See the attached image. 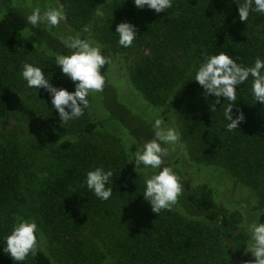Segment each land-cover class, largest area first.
Here are the masks:
<instances>
[{
	"label": "rangeland",
	"instance_id": "rangeland-1",
	"mask_svg": "<svg viewBox=\"0 0 264 264\" xmlns=\"http://www.w3.org/2000/svg\"><path fill=\"white\" fill-rule=\"evenodd\" d=\"M131 1L89 0L91 5L88 10L79 7L73 0H14V5L11 4L26 16L36 7L43 11L49 6L60 5H63L66 13L65 19L51 31L44 25L35 28L29 25L26 35L33 34L25 37V62L59 69L54 63V56L67 52L61 37L75 36L85 29L86 39L103 46V53L110 57L109 64L106 63L101 69L105 84H108V89H104L103 93L104 110L99 107L102 100L94 104L90 93L89 108L84 110V115L64 125L57 110L52 108L48 93L43 88H29L21 78V70L16 74L17 87L12 90L10 107L13 117L9 131L0 134V144L2 153L11 160V168L18 176V201L27 198L20 207L35 218L39 228H44L36 211L32 212L29 208L32 199L36 206L45 203L40 195V184L44 176L49 174L48 167L51 164L48 161L51 157L50 141L48 145L40 139L39 128V131L44 127L52 129L55 134L53 137L60 139L77 134L87 120L100 121V126L86 141L96 145L97 162L101 161V166L107 170L119 157L130 159L136 148L135 145L130 147V142L135 140L142 144L153 137L152 123L156 118H168L164 120L165 124L178 129L180 141L174 151L170 149L164 166L173 161L172 168L176 167L183 173H180V181L186 180L194 185L208 183L214 187L217 203L231 222L232 235H222V218L215 222L205 221L206 243L189 253L171 255L167 264H244L245 261L254 260L251 252L246 251L250 243L247 226L260 219L264 204V135H252L242 144L234 146L233 151H227L226 155L209 157L203 149V141L189 138L190 133H182V126L185 114L194 106L203 108V113L224 115V109L229 104L221 97L220 103L215 105L217 109L212 112L211 105L216 98L205 97L202 86L190 80L194 78L192 70L200 62L197 50L204 30L215 28L225 34L248 31L257 51L264 52V14L253 11L246 22L241 21L236 0H186L183 9H175L172 13L168 10L157 13L144 8L147 9V25L136 30L137 37L145 36V40L136 38L131 47L124 48L118 44V36L114 33L119 20L117 9ZM97 9L103 11V17L96 15ZM4 10L5 6H0V15ZM177 19L182 25L180 30L175 29L173 24ZM141 57L174 78L173 98L169 105L159 107L166 111L161 116L155 115L153 109L144 107L146 99L132 79L133 69ZM1 58L0 55V66L6 64ZM6 66L14 70L12 66ZM63 78L61 83L52 84L74 90V83L66 76ZM242 100L246 104L253 103L251 95L239 97L237 94L232 108L234 117L237 107L242 111ZM243 113L247 115L246 119L251 118L254 122L260 120L257 115L255 117V111L246 109ZM130 137L133 140L129 142ZM135 172L138 180L135 192H113L109 200L100 199L99 207L83 210L79 229H76L78 241L76 236L68 243L66 238L59 241L50 235L48 251L55 260L62 264H99L97 255L101 250L109 255L108 264H129L131 244L137 238H146L150 234L157 238L158 232L154 229L157 223L168 218L181 219V216L176 213L171 215L166 209L158 214L152 211L142 194L145 170L137 168ZM181 195L182 192L177 200ZM175 204L172 206L180 210L177 201ZM185 206L186 210L183 211H189V207ZM31 212L34 214L31 215ZM229 247L234 250L233 254H230Z\"/></svg>",
	"mask_w": 264,
	"mask_h": 264
},
{
	"label": "trees",
	"instance_id": "trees-1",
	"mask_svg": "<svg viewBox=\"0 0 264 264\" xmlns=\"http://www.w3.org/2000/svg\"><path fill=\"white\" fill-rule=\"evenodd\" d=\"M13 1L0 0V6H5V10L0 15V55L1 59L14 69L11 70L4 63L0 66V134L9 131L13 117L10 111L12 90L17 87L15 76L25 62V36L30 25L27 22V16L20 9L11 6ZM73 1L79 7H85V10H88L91 5L89 0ZM185 2L186 0H173V6L168 11L172 13L175 9H183ZM117 14L119 16L118 23L125 20L130 21L136 26V29H143L147 25L145 20L147 9L137 8L132 1L119 6ZM179 21L177 19L173 23L177 30L182 28ZM81 31L83 32L78 34L82 38H86L84 34L86 31ZM137 38H142L141 41L145 40V36ZM220 51L226 52L238 63L245 66L252 65L258 56L264 58V52L257 51L254 40L248 31H243L240 34H225L215 28H207L204 30V36L198 45L197 56L199 60L203 59L205 53L216 54ZM39 66L45 68V75L50 78V83L59 84L64 79V75L59 69H53L46 65ZM132 79L136 81L137 87L149 102L144 99L145 102L143 103L146 104L144 107L153 109L155 115L157 113L161 116L166 113L164 109L159 107L167 106L171 102L174 78L141 57L133 69ZM250 82L251 77L245 84L237 86L239 97L246 94L251 95ZM104 89H108L107 83ZM104 89L102 92L92 93L94 104H99L102 100L101 105H99L102 110H104ZM201 89L204 90L203 87ZM192 94L198 95L196 92H192ZM251 99L253 103L247 104L242 100V112H245L246 109L257 112L255 117L256 115L259 117V122L258 120L254 122L251 118L246 119L247 115L244 114L245 119L239 124L238 129L228 131L224 115L203 113V108L194 106L184 116L182 133L188 132L190 133L188 134L189 138H197L203 141V149L207 156L226 155L227 151H233L234 146L242 144L252 135H264V104L255 103L252 96ZM106 117L108 120L110 119L107 115ZM163 120H168V118H163ZM100 124V121L87 120L77 134L67 135L60 139L54 138V132L48 127H44L42 131H39L40 128L38 129V133L41 135L40 139H43L48 145V141H50L51 157L48 161L51 164L48 167L49 174L44 176L40 184V195L44 198L45 203L43 206H36L33 205L32 199L29 208L32 212H34L33 210L36 211L44 228L38 227L36 254L30 253L27 259L19 262V264H62L55 260L48 251L50 235L54 240L59 241L66 238L68 243L74 240L76 236V241H78V230L76 229H79L83 210L89 211L99 207L101 201L87 188L84 176L91 168L102 165L101 161L97 162L98 149L96 145L86 141V138ZM131 140H133L132 137H130L129 142ZM129 162L130 159L119 157L111 165L110 169L114 173L112 178L113 192L125 194L135 192L138 188L135 167ZM171 162L173 161H170L168 165L170 167L173 165ZM11 163V160L2 153L0 144V244L3 243V237L11 231L17 217L35 220L20 207V204L26 203L27 198L18 201V194L20 193L17 190L18 176L12 170ZM173 170L180 181L183 173L176 167ZM182 183L184 189L181 191V197L177 200L180 210H176L173 206L166 209L169 214L176 213L181 216V219L168 218L157 223L154 228L158 232L157 238L152 237L151 234L146 238H137L131 244L129 264H167L171 255H183L201 247L206 243L207 238L205 223L215 222L219 218H222L220 226L222 235H232L231 222L225 214V210L217 203L214 187L208 183L194 185L186 180ZM185 204L189 207L188 213L183 211L186 210ZM32 212L31 215L34 214ZM259 220L264 221V204ZM228 250L230 254L234 253L232 248L229 247ZM98 253L97 257L100 260L98 263L108 264L109 255L107 252L99 250ZM0 264H15L10 255L3 251L2 246H0Z\"/></svg>",
	"mask_w": 264,
	"mask_h": 264
},
{
	"label": "clouds",
	"instance_id": "clouds-1",
	"mask_svg": "<svg viewBox=\"0 0 264 264\" xmlns=\"http://www.w3.org/2000/svg\"><path fill=\"white\" fill-rule=\"evenodd\" d=\"M139 9H152L159 13L173 6V0H133ZM241 21H247L251 12L264 14V0H236ZM97 16L103 17L102 10L97 9ZM66 13L63 5L47 7L41 11L36 7L27 15V22L34 28L44 25L51 31L65 19ZM87 31V29H85ZM115 34L118 44L124 48L133 45L137 38L136 26L130 21H121L116 25ZM28 33L25 37L32 35ZM61 42L67 49L66 53H56L54 63L60 72L74 83V90L50 83V78L45 75V68L39 65L24 62L21 68V78L26 81L29 88L36 90L43 88L51 97L52 108L57 110L61 124L75 120L84 115V110L89 108V94L102 92L105 86V75L101 72L103 66L110 62L109 55H105L103 46L90 39L82 38L79 34L61 37ZM194 78L205 90V97L214 96L216 99L211 105L214 112L220 98L224 97L229 102L224 109V119L227 121L228 131L238 129L239 124L245 119L244 113L237 107L233 116V102L237 100V86L250 82V93L254 102L264 104V58L257 57L250 66L237 62L224 51L216 54L205 53L203 59L192 70ZM153 137L142 144L135 145L130 162L137 168L145 170L143 174V197L152 211L159 213L170 208L176 203L182 191V185L176 172L170 166H164L165 158L170 155V149L180 141V132L177 128L165 124L162 118H156L152 123ZM150 173V174H149ZM113 176L111 169L97 166L87 171L85 183L87 188L96 197L107 201L113 193ZM111 185V186H110ZM250 243L246 251H250L255 258L245 261L244 264H264V221H254L248 224ZM3 251L8 253L15 264L23 262L29 254L35 255L38 249V226L34 219L17 217L12 229L3 237L0 244Z\"/></svg>",
	"mask_w": 264,
	"mask_h": 264
}]
</instances>
